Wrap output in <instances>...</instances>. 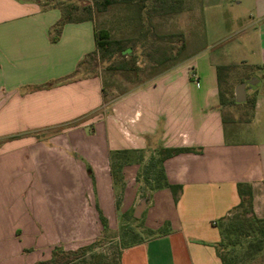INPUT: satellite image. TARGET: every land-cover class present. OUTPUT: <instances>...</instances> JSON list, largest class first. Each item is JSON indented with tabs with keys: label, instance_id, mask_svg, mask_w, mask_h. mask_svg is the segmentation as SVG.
Instances as JSON below:
<instances>
[{
	"label": "crops",
	"instance_id": "obj_1",
	"mask_svg": "<svg viewBox=\"0 0 264 264\" xmlns=\"http://www.w3.org/2000/svg\"><path fill=\"white\" fill-rule=\"evenodd\" d=\"M207 1L224 7L228 37L214 19L204 47L106 101L101 77L76 70L96 48L91 20L66 22L51 41L58 7L0 0V264L74 250L129 216L150 234L124 247L120 264H223L214 222L236 209L238 183L251 186L253 213L264 218V0ZM217 65L229 67L220 87ZM234 73V89L259 78L246 87V118L220 103ZM163 147L191 148L162 163L180 186L176 199L142 181ZM165 221L170 228L156 232Z\"/></svg>",
	"mask_w": 264,
	"mask_h": 264
},
{
	"label": "rangeland",
	"instance_id": "obj_2",
	"mask_svg": "<svg viewBox=\"0 0 264 264\" xmlns=\"http://www.w3.org/2000/svg\"><path fill=\"white\" fill-rule=\"evenodd\" d=\"M70 1L78 8L73 13L75 18L90 17L95 30L104 28L110 33L111 43L107 49H99L94 57L87 56L78 68L79 75L97 74L101 77L105 93L109 95L105 97L106 101L151 81L155 76L180 65L201 46L204 47L209 41L205 32L215 23L214 19L220 24L223 34L228 37L231 33L230 21L224 16V7L207 0H106L111 1L109 4H105V0ZM54 2L56 0L51 1ZM210 10L222 13L214 18L209 15ZM236 74H229L221 86L225 99L234 97V85L238 79ZM254 87L247 86V91ZM230 102L228 109L231 112L239 118L248 116L251 101ZM143 184L147 185L145 181ZM12 193L9 192V198ZM242 211L237 208L227 216L234 220L236 227L241 226ZM124 219L117 230L104 233L87 243L94 242L92 249L75 264H117L123 246L122 237L130 240L150 234L140 229V219L131 216ZM214 223L219 229L221 218ZM169 228L170 223L165 221L156 232L161 233ZM238 236L239 245L220 246V252L234 256L235 264H264V248L256 251L249 247L253 236H246L244 230ZM97 255L99 258H96Z\"/></svg>",
	"mask_w": 264,
	"mask_h": 264
},
{
	"label": "trees",
	"instance_id": "obj_3",
	"mask_svg": "<svg viewBox=\"0 0 264 264\" xmlns=\"http://www.w3.org/2000/svg\"><path fill=\"white\" fill-rule=\"evenodd\" d=\"M41 5L47 6L52 5L58 7L61 11V16L58 21L55 23L53 28L49 32V39L51 41H56L59 37L61 29L66 22L69 21H81V20H90V17H74L73 13L78 9L76 4L70 0H56V2L51 3L53 0H38ZM111 1H106L105 4H109ZM95 39H96V48L88 53L81 62H79L77 69L83 63L87 56H95L96 51L99 49H107L110 45V33L107 29L101 28L99 30H95ZM229 69L226 65H217V78H218V85L220 87L222 81H224V77L227 74V70ZM54 81H49L45 84V86H50ZM220 96V103L221 104H228L236 103L234 97L231 100L225 99L222 91H219ZM246 101H251L253 104V100L247 97ZM184 151H191V148L187 147H173V148H160L157 152V156L155 158H151L143 170L144 174L142 175V180L145 181L147 184L146 186L149 189H159L162 187H167L171 190L174 199H176L177 191L180 189L179 185L169 184L166 180L164 170L162 167L163 161L177 153L184 152ZM238 193L240 195V202L237 205V208H241L243 211L242 219H241V226H234V220L232 218H228L224 216L221 218V225L219 227V232L221 235V239L217 244V253L221 258L223 264H235L234 256H230V254H222L219 250V247L222 246L226 248L227 246H235L239 245L238 235L241 234V230H244L246 236H253V239L249 241V247H252L256 251H260L264 248V218H258L254 215L252 209V189L251 186L245 183H238L237 184ZM101 221L103 227H106V223L103 217H101ZM133 234V233H132ZM135 235V234H134ZM133 235V236H134ZM127 240L126 238L122 237V249L128 245H131L141 238ZM93 243L80 246L74 250H65L62 248L55 247L52 249L51 255L48 259L39 260L32 264H75L76 261L82 257L87 251H90L93 247ZM120 254L119 252V261L117 264H120ZM99 258V255L96 256Z\"/></svg>",
	"mask_w": 264,
	"mask_h": 264
},
{
	"label": "water",
	"instance_id": "obj_4",
	"mask_svg": "<svg viewBox=\"0 0 264 264\" xmlns=\"http://www.w3.org/2000/svg\"><path fill=\"white\" fill-rule=\"evenodd\" d=\"M258 82V78L256 77H252L248 80L239 82L234 89V99L236 103H242L246 101V87L247 86H251L254 87L256 86ZM144 201L140 203V205L138 206L137 210H136V217H139V212L141 210V207L144 205Z\"/></svg>",
	"mask_w": 264,
	"mask_h": 264
},
{
	"label": "built area",
	"instance_id": "obj_5",
	"mask_svg": "<svg viewBox=\"0 0 264 264\" xmlns=\"http://www.w3.org/2000/svg\"><path fill=\"white\" fill-rule=\"evenodd\" d=\"M190 76H191V78L193 79V80H197V74L193 71V70H191L190 71Z\"/></svg>",
	"mask_w": 264,
	"mask_h": 264
}]
</instances>
